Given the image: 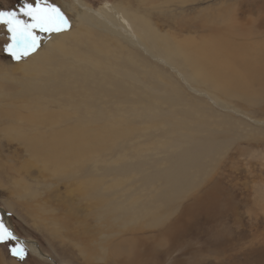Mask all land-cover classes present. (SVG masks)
I'll return each mask as SVG.
<instances>
[{"label": "rangeland", "instance_id": "obj_1", "mask_svg": "<svg viewBox=\"0 0 264 264\" xmlns=\"http://www.w3.org/2000/svg\"><path fill=\"white\" fill-rule=\"evenodd\" d=\"M83 1L95 10L106 2L114 4L132 20L139 33L142 31L138 18L143 16L152 31L159 30L162 35L173 37L183 47L203 50L211 63L224 74L229 73V59L235 56L233 47L244 43L242 36L248 41L251 40L250 37L257 38L253 42L260 41L250 49V52L255 50L258 53L252 63L258 64L259 59L264 58V0ZM27 2L35 4L37 0ZM71 2L72 0H47L48 4L56 5L67 15L71 27L52 33L37 31L40 46L36 50H40L52 34L76 28L77 14L66 10ZM24 3L25 0H0V11L19 12ZM228 22H232V26L235 24L231 33ZM10 35L7 26L0 24V69L8 68L25 58L23 56L17 60L6 50L11 43ZM261 35L263 38H260ZM244 46L248 47V43ZM247 50L241 49V52L245 53ZM135 53L140 56L139 61H143L142 58L148 60L141 63V71H144V67L148 68L149 75L142 80L150 85L147 84L150 93L162 98L166 96L163 94L166 92L171 94L166 97L172 96L175 99L180 94V99L185 101L182 106L162 103L159 117L150 120L148 124L133 117L129 127L138 133L129 137L128 146L122 149L119 145L114 151L115 157L126 158L125 163L117 169V175L121 176L132 168L138 173L133 182L138 180L142 185H131L132 192L138 197H148L159 213L162 208L159 210L158 207L167 202L164 199L172 201L161 214L165 219L164 225L152 229L148 224L144 231L126 235L110 232L99 225L92 208L87 204L109 205L111 200L105 197L107 182L100 185V201L90 194L88 187L77 190L81 193L78 194L72 191L74 189L67 188L70 186L78 189L79 183L76 180L67 182L54 177L55 170L48 168L50 171H45L27 145L10 140L7 136L3 137L0 130V219L19 237L18 241L0 242V264H12V261L18 264H264V93L245 99L240 95L243 92L241 90L239 93L231 92L230 96L233 95V98L219 90L215 92L220 99L213 95L208 98L205 95L208 87H196L193 84L202 90L197 91L192 87L198 92L195 93L183 84L175 72L149 60L140 51ZM116 60L126 64V60L118 54ZM230 68L228 77L242 80L235 63ZM16 73L21 72L17 70ZM249 84L255 89L259 88L252 77L249 78ZM246 92L245 89L244 94ZM221 105L226 108L220 107ZM32 107L34 109L35 106ZM16 112L28 121L30 115L25 105L20 103ZM16 118L19 120L20 116L17 115ZM176 120L185 124L186 133L191 131L194 134L183 135L181 130L176 134L178 138L176 135L172 137L173 133L167 130H172L171 126ZM8 122L7 117L0 113L1 128ZM153 123L156 124V131L148 130L146 127ZM161 123L165 125V129ZM33 126L32 121V126L25 131L39 138L40 135L35 133ZM42 131L48 132L49 129ZM250 134H255L258 138H251ZM190 137L199 140L203 147L212 146L210 152L204 149L201 151L208 152L203 155L209 157L203 160L200 157L199 161L197 158L184 160L177 156L178 151L172 152L168 148L178 146L182 150L179 145L187 141L189 145ZM105 139L108 137L103 135L104 145ZM169 140L176 145L166 144L167 149H158L160 154L156 152L161 141L166 143ZM33 144L36 146L37 141ZM220 144H224V147ZM220 147L225 154H221L219 163L214 164L213 159L217 155L214 151L222 153ZM194 149L196 148L192 147L191 151ZM61 160L65 166L75 165L67 157L60 158L59 162ZM110 170L106 168L104 172L109 174ZM62 171L59 168L57 173ZM25 182L29 184L28 193ZM125 190L124 183H121L120 196H124ZM33 191L36 194L34 200L30 196ZM22 193L26 194L23 198ZM25 203L30 209L26 208ZM56 215L60 216V220L57 219L60 223L63 222L62 225L52 221V217L55 218ZM65 223L67 226H64ZM21 241L24 244H35L42 256L31 253L26 246L25 259L14 256L11 249Z\"/></svg>", "mask_w": 264, "mask_h": 264}, {"label": "bare ground", "instance_id": "obj_2", "mask_svg": "<svg viewBox=\"0 0 264 264\" xmlns=\"http://www.w3.org/2000/svg\"><path fill=\"white\" fill-rule=\"evenodd\" d=\"M66 10L77 14L75 20L78 25L76 28L60 34H52L43 43L40 50L25 56L20 62L10 63L8 68L2 66L3 68L0 69V113L9 121L2 128L0 126L1 133L3 137L7 136L10 140L27 145L33 157L38 160L45 171H50L48 168L55 170L54 177H59L67 182L76 180L79 183L78 189L70 186L67 188L74 189L72 191L78 194L81 193L77 190H84L88 187L90 194L100 201V185L107 182L105 197L111 200L109 205L87 203L92 208V213L96 216L100 226L107 228L112 233L124 235L142 232L148 224L152 229H158L165 223L161 214L172 201L164 199L167 202L158 207L159 210L162 208L159 213L157 209L153 208L148 197L144 195L138 197L132 192L131 185H142L138 180L133 182L138 173L132 168L121 176L117 175V169L125 163L126 158L115 157L114 151L119 145L122 146V149L128 146L130 144L129 137L138 133L129 127L133 117L144 120L148 124L151 122L150 120L159 117L162 103L182 106V102L185 101L180 99V94L175 99L172 96L166 97L171 95L166 92L163 93L166 98L150 93L147 88L149 84L142 80L149 75L148 68L144 67V71H141L143 68L141 63H146L148 60L142 58L143 61H139L138 57L140 56L135 52L140 51L149 60L151 59L175 72L183 84L195 93L202 91L196 87L206 86L208 91L205 95L208 98L211 95L216 98L218 95L215 91L219 90L224 91V94L228 96L231 92L239 93L241 90L243 92L240 95L245 99H250L259 96L256 95L258 93H264V58L259 59L258 64L252 63L256 60L258 53L255 50L250 52L251 47L260 41L253 42L254 38L251 37V40L248 41L245 36H242L244 43L233 47L235 56L229 59L228 68L230 73V67L232 63H235L241 73L242 80H239L228 77L229 73L224 74L217 69L203 50L183 47L173 37L167 34L162 35L159 30L152 31L143 16L138 18L143 32L139 33L132 20L125 16L124 11L117 9L110 2H106L100 9L95 10L88 7L83 0H72L70 5L66 6ZM142 10L144 11V9ZM134 12L132 11V13ZM135 14L139 13L136 11ZM231 23H227L231 26L230 33L235 28V24L232 26ZM260 38H263V35ZM262 41L264 42L263 39ZM246 42L248 47L244 46ZM241 49L248 50L243 53ZM116 54L126 60V64L116 60ZM179 68L183 71H180ZM17 70H20L21 73L17 74ZM250 77L259 85L258 89L249 84ZM235 85H237L236 89ZM13 88L14 91L11 92ZM245 89L246 94H244ZM218 99H220L219 96ZM20 103L25 105L26 111L30 115L27 118L28 121L16 112V107L20 106ZM214 103L217 104V102ZM32 106H35L34 109ZM220 107L226 108L223 105ZM17 115L20 116L19 120L16 118ZM32 121L34 122L33 129L36 134L40 135L39 138L25 131L32 126ZM161 125L164 129L166 128L164 124L161 123ZM155 127L156 124L153 123L146 128L156 131ZM185 127V124L176 120V122L173 121L172 130L167 131L173 133L172 137L181 130L183 135L194 134L191 131L186 133ZM42 129H49V131H42ZM103 135L108 137L105 139V145L102 143ZM256 135L259 137V134L256 133ZM257 136L250 134L249 137L258 138ZM190 138L191 143L194 144L188 145V141L185 144L181 142V145L177 143L182 147V150H179L178 146L168 148L172 152L178 151L177 156L184 160L197 158L199 161L200 157L202 160L209 157L203 155L208 152L201 151L202 149L212 150V146L203 147L204 145L199 140ZM34 141H37L36 146L33 144ZM170 143L173 142L170 140L166 143L161 141L159 146L155 147L156 152L161 148L167 149L165 145ZM173 144L176 145V143ZM222 146L224 147V144ZM192 147L196 148L193 150L194 153L191 151ZM220 149L222 151L220 154H218L219 151L217 153L214 151V154H217L213 155L215 156L214 164H218L220 155L225 154L222 147ZM63 157H67L68 161H73L74 167L65 166L62 160L59 162V159ZM214 167L215 165L212 166V168ZM59 168L63 169L60 174L57 173ZM106 168L108 170L111 168L109 174L104 172ZM91 172L93 173L90 174ZM121 183H124L126 188L123 197L119 193ZM24 186L28 188L26 190L28 193L29 184L25 182ZM14 193L17 192L14 191ZM33 193L35 192H31L30 196L34 200L36 194ZM24 195L26 194L22 193L21 197L23 198ZM129 197L131 198L129 199ZM33 205L35 206V203ZM42 215L44 214L42 213ZM44 218L46 217L44 216ZM57 218L59 219L60 216L52 217V221L59 224L61 221ZM66 223L64 226H67ZM62 224L63 222L60 223V225ZM20 243L26 246L31 253L42 256L35 244H24L22 241ZM103 243L104 241H102ZM12 262V264H18Z\"/></svg>", "mask_w": 264, "mask_h": 264}, {"label": "snow or ice", "instance_id": "obj_3", "mask_svg": "<svg viewBox=\"0 0 264 264\" xmlns=\"http://www.w3.org/2000/svg\"><path fill=\"white\" fill-rule=\"evenodd\" d=\"M27 17L25 20L22 18ZM0 24L6 25L11 43L6 50L17 60L27 56L40 46L39 32H60L69 27L71 23L59 7L48 4L47 0H37L35 4L25 0L23 7L17 11H0ZM18 241L13 232L0 219V242ZM14 256L21 260L27 255L26 248L19 242L11 249Z\"/></svg>", "mask_w": 264, "mask_h": 264}]
</instances>
